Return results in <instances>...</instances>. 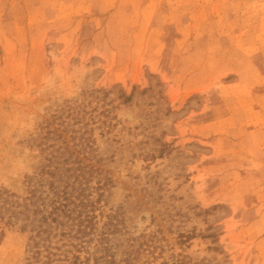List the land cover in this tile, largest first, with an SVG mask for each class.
<instances>
[{
	"label": "rangeland",
	"instance_id": "obj_1",
	"mask_svg": "<svg viewBox=\"0 0 264 264\" xmlns=\"http://www.w3.org/2000/svg\"><path fill=\"white\" fill-rule=\"evenodd\" d=\"M62 143L142 261L264 264V0H0V189ZM19 225L0 264H40Z\"/></svg>",
	"mask_w": 264,
	"mask_h": 264
},
{
	"label": "trees",
	"instance_id": "obj_2",
	"mask_svg": "<svg viewBox=\"0 0 264 264\" xmlns=\"http://www.w3.org/2000/svg\"><path fill=\"white\" fill-rule=\"evenodd\" d=\"M80 145V152L92 147ZM47 163L27 177L21 202L0 189V220L20 221L32 233L30 250L40 264H149V247L129 236L121 207L105 211L104 193L111 181L91 185L92 168L65 143ZM167 264V263H166Z\"/></svg>",
	"mask_w": 264,
	"mask_h": 264
}]
</instances>
